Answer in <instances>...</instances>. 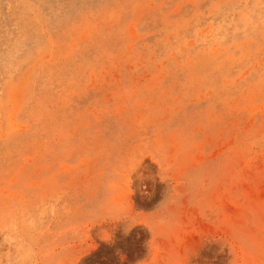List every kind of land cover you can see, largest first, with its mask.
<instances>
[{
  "label": "rangeland",
  "instance_id": "obj_1",
  "mask_svg": "<svg viewBox=\"0 0 264 264\" xmlns=\"http://www.w3.org/2000/svg\"><path fill=\"white\" fill-rule=\"evenodd\" d=\"M0 207V264H264V0H0Z\"/></svg>",
  "mask_w": 264,
  "mask_h": 264
},
{
  "label": "bare ground",
  "instance_id": "obj_2",
  "mask_svg": "<svg viewBox=\"0 0 264 264\" xmlns=\"http://www.w3.org/2000/svg\"><path fill=\"white\" fill-rule=\"evenodd\" d=\"M2 206V205H1ZM1 208V207H0ZM6 208V207H5ZM4 209V208H3ZM2 213V212H1Z\"/></svg>",
  "mask_w": 264,
  "mask_h": 264
}]
</instances>
